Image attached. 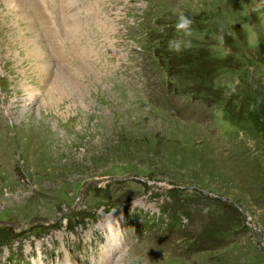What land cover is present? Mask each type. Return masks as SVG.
<instances>
[{
	"label": "rangeland",
	"instance_id": "obj_1",
	"mask_svg": "<svg viewBox=\"0 0 264 264\" xmlns=\"http://www.w3.org/2000/svg\"><path fill=\"white\" fill-rule=\"evenodd\" d=\"M8 11L0 264H264V0Z\"/></svg>",
	"mask_w": 264,
	"mask_h": 264
},
{
	"label": "bare ground",
	"instance_id": "obj_2",
	"mask_svg": "<svg viewBox=\"0 0 264 264\" xmlns=\"http://www.w3.org/2000/svg\"><path fill=\"white\" fill-rule=\"evenodd\" d=\"M9 11H10V9H9ZM8 11V13L7 14H3V13H1L0 12V26H2V28H6V27H9L10 26V24L11 23H13L14 24V21H11V20H9L10 19V12ZM6 13V12H5ZM13 20V19H12ZM8 21H9V24H8ZM3 22V23H2ZM3 25H2V24ZM4 25H5V27H4ZM13 26V25H12ZM14 27V26H13ZM7 29V28H6ZM8 33H10V31H7ZM4 33V32H3ZM2 33V34H3ZM8 33H6L7 35H8V37H10V34H8ZM11 34H12V30H11ZM2 36H4L5 37V43H4V48L6 49H10L11 47L13 48V46L15 45V48L16 47H22V37L20 36V35H18V37H14V43H13V41H11L10 39H8L7 38V36L6 35H2ZM11 38V37H10ZM8 40V41H7ZM12 45V46H11ZM14 49V48H13ZM9 52H12V51H9ZM10 54V53H9ZM66 97V96H65ZM74 97V96H73ZM26 100H28L29 101V103L27 104V105H29V104H31L32 103V97L30 96V97H28ZM25 103H26V101H25Z\"/></svg>",
	"mask_w": 264,
	"mask_h": 264
},
{
	"label": "clouds",
	"instance_id": "obj_3",
	"mask_svg": "<svg viewBox=\"0 0 264 264\" xmlns=\"http://www.w3.org/2000/svg\"><path fill=\"white\" fill-rule=\"evenodd\" d=\"M192 25V19L185 16L184 14H180L178 17V22L176 24V30L177 32L183 31L186 35H191V28ZM182 47V41H170L169 42V49L172 51L179 52ZM238 83V81H237ZM232 91H235V88H232Z\"/></svg>",
	"mask_w": 264,
	"mask_h": 264
}]
</instances>
